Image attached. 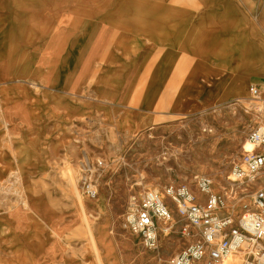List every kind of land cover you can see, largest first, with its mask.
<instances>
[{"label": "rangeland", "instance_id": "obj_1", "mask_svg": "<svg viewBox=\"0 0 264 264\" xmlns=\"http://www.w3.org/2000/svg\"><path fill=\"white\" fill-rule=\"evenodd\" d=\"M9 2L12 9L4 24L11 28V47L16 46L13 57L12 51L10 54L14 73L13 79L1 84L0 89H11L14 96L7 97L8 100L0 98V104L12 101V124H21V113L27 106L29 124L36 115L46 124L49 119L51 123L59 118L62 124H68L70 109L74 110L72 120L76 115V124H96L80 112L88 78L91 79L89 74L86 77L88 59L73 61L69 69L74 83L72 89H66V79L59 81L58 75L71 49L65 47V43L72 42L77 56L82 43L97 48L99 41L91 40L92 37L97 40L98 36L95 30L89 31L95 25L86 11H81L104 1ZM55 6H58L57 15L53 13ZM74 7L81 10L74 12ZM36 49L43 54L50 52L38 65L33 60ZM25 59L27 66L22 73L21 60ZM90 63L91 60V69ZM23 88L29 90L27 103L16 94ZM256 97L258 94H254L253 98ZM263 107L245 99L179 119L166 137L152 145L144 141L131 142L128 138L123 142L122 135L109 125L103 130L78 133V143L63 144L58 158L53 161L40 159L30 147L28 171L18 170L12 176H0V264H10L12 258L14 238L10 231L15 209L24 213L23 225L41 229L39 264H171V259L191 240L184 233L188 220L171 203L173 219L167 224L168 230L160 229L155 245L149 247L126 224L133 203L139 205L147 188L164 194L168 188L179 191L187 187L193 194L192 188H199L200 174L211 175L213 185L218 188L216 193L225 203L232 199L234 192L252 193L257 183L239 185L236 181L234 185L231 180L237 179V165L246 167L243 146L251 131L264 124ZM85 140L90 143H83ZM20 143V135L14 136L13 148L18 152ZM21 172L24 175H20ZM262 178L260 181H264V175ZM90 185L95 194L90 191ZM225 191L229 193L225 195ZM201 199H205L204 194ZM33 203L53 213L48 221L30 208ZM17 237L23 238L24 232L17 233ZM173 243H179L181 248L172 252Z\"/></svg>", "mask_w": 264, "mask_h": 264}, {"label": "crops", "instance_id": "obj_2", "mask_svg": "<svg viewBox=\"0 0 264 264\" xmlns=\"http://www.w3.org/2000/svg\"><path fill=\"white\" fill-rule=\"evenodd\" d=\"M102 1L94 15L101 32L91 40L99 41V50L90 52L91 69L90 60L85 62L91 79L80 108L96 124H76L72 109L68 124L60 118L46 124L37 115L29 124L27 105L21 124H12V101H5L0 104V176L28 171L30 147L40 159L53 161L63 144L78 143V133L109 125L123 142L128 138L152 145L179 119L250 98L254 88L263 95L264 0H213L211 10L202 0ZM11 9L9 0H0L1 52L8 49V58L0 55V85L14 73L11 28L4 24ZM26 66V59L21 60L22 73ZM16 94L22 102L29 101L27 88ZM9 96H14L13 90L0 89V98ZM17 135L19 152L13 148ZM180 248L173 243L171 251ZM215 263L205 258L196 264Z\"/></svg>", "mask_w": 264, "mask_h": 264}, {"label": "built area", "instance_id": "obj_3", "mask_svg": "<svg viewBox=\"0 0 264 264\" xmlns=\"http://www.w3.org/2000/svg\"><path fill=\"white\" fill-rule=\"evenodd\" d=\"M253 92L258 94V89ZM248 141L253 150L245 154V168L236 166L235 175L242 184L257 182L252 193L242 190L236 194L233 190L232 199L225 203L213 191L211 175L200 174L199 189L205 193V201L197 202L187 187L179 191L168 188L169 199L162 192L147 188L139 205L133 204L127 214L126 224L145 245L152 247L161 224L167 225L173 219L174 203L188 220L184 233L191 240L171 259V264H196L205 258L220 264H264V181H260L264 173V124L251 131Z\"/></svg>", "mask_w": 264, "mask_h": 264}, {"label": "bare ground", "instance_id": "obj_4", "mask_svg": "<svg viewBox=\"0 0 264 264\" xmlns=\"http://www.w3.org/2000/svg\"><path fill=\"white\" fill-rule=\"evenodd\" d=\"M203 5L205 8L207 9H212L214 7V2L213 0H202ZM23 9V8H22ZM53 13L55 15L58 14V6H55L53 8ZM84 9V8H83ZM101 9V7H87V9L82 10L81 12H85L86 11V15H88L90 17V20L92 22H96V26L95 27H91L89 29V31L95 30L97 36L99 37V33L101 32V22L99 21L98 17L94 16L95 15V11L99 12ZM74 12H78L79 10H81V8L78 7H74L73 8ZM79 12V13H81ZM84 14V13H83ZM95 19V20H94ZM98 20V21H97ZM65 47L70 46V55H67V62L64 66V68L62 70H60L59 75H58V80L61 81V79H66V83L64 84V87H66V89H72L73 88V79H72V73L70 72V76H69V69L71 70L72 68V64L73 61L75 59H80V61H84L89 59V52L93 49V44L90 45L88 43H82L81 44V53L79 56H77V53L72 50V42L69 45L68 43L64 44ZM5 49V47L2 45L0 46V55H6V57L8 58V49L5 52H1V50ZM33 49V48H32ZM97 49L99 50V45H97ZM16 50V46H14V48L11 47V51H12V57L15 53ZM96 53L97 50H96ZM11 54V52H10ZM50 52L46 51L44 54L43 52H38L37 49L34 50L33 52V60L35 61V64H40L42 62L43 58H47L49 56ZM3 55V56H4ZM70 77V78H69ZM59 86H62V84H60ZM254 96V92L252 93V96H250L249 99L250 102H253L254 104H256L259 107H263L264 106V93L263 95H258L257 99L253 98ZM264 108V107H263ZM264 122V120L262 121ZM212 139V138H210ZM253 150V146L249 143L248 139L245 141V144L243 146V151L245 153L250 152ZM264 175V173L262 174ZM2 178L0 177V180ZM233 179V178H232ZM237 179H233L231 180L232 184H236ZM250 185H254L255 183H257L256 181H247ZM238 184H242V182H238ZM90 189H92L93 187L90 185L89 186ZM213 191L216 192V190L218 189L217 186H213L212 187ZM93 190V189H92ZM226 190V189H224ZM93 194L95 193V190H93ZM192 192L194 194V196L196 197V201L197 202H202L201 199V195L205 194L203 191H201L198 187H193L192 188ZM229 192L225 191V195H227ZM164 195L169 199V196L167 195V193L165 192ZM34 199V197H33ZM33 199H31V202H33ZM35 200V199H34ZM134 205H138L136 203H133ZM30 208L36 212L42 219L48 221L50 219V214L52 213L49 209L46 208H39V206L36 205V203L30 204ZM29 208V209H30ZM53 214V213H52ZM12 226H11V234L13 235L14 238V242H13V254H12V258L9 260L10 264H39L38 262V257H39V248L38 246L41 245V238H40V228L38 226H26L23 225L24 220H25V215L22 212V210L20 209H15L12 212ZM167 225L166 224H161L160 228L164 229V230H168V228L166 229ZM24 232V237L21 238L20 240L17 237V233H21ZM59 233L57 232V235ZM231 260H234L235 258L232 257L230 258ZM220 264V263H219ZM221 264H229V262H225V263H221Z\"/></svg>", "mask_w": 264, "mask_h": 264}]
</instances>
